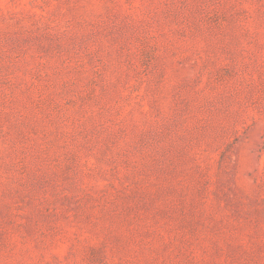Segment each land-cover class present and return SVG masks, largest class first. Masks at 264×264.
<instances>
[{"label": "rangeland", "instance_id": "obj_1", "mask_svg": "<svg viewBox=\"0 0 264 264\" xmlns=\"http://www.w3.org/2000/svg\"><path fill=\"white\" fill-rule=\"evenodd\" d=\"M0 264H264V0H0Z\"/></svg>", "mask_w": 264, "mask_h": 264}]
</instances>
